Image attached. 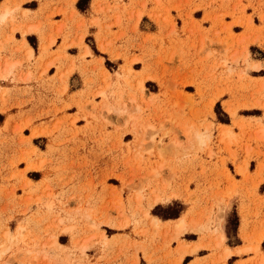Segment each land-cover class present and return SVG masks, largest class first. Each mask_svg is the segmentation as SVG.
I'll return each instance as SVG.
<instances>
[{"label":"rangeland","instance_id":"obj_1","mask_svg":"<svg viewBox=\"0 0 264 264\" xmlns=\"http://www.w3.org/2000/svg\"><path fill=\"white\" fill-rule=\"evenodd\" d=\"M73 1L35 23L18 20L29 13L19 5L0 10L1 31L11 25L24 36L39 32L42 41L37 59L26 39V59H10L3 53L11 40L19 41L0 34V78L25 83L14 93L0 87V264H139L140 251L152 260L147 249L166 237L164 231L172 232L169 241H178L176 252L212 248L211 264H218L231 254L226 237L238 241L239 213L232 203L237 198L247 243L238 251L254 252L239 264H264V196L258 193L264 182V116L246 117L261 114L249 108L264 110V77L247 73L262 67L250 54L264 60V50H249L248 43L264 44V25L247 35L224 20L217 26L213 17V26L205 27L193 11L210 7L207 0H95L85 11L77 4L73 9ZM242 1L235 3L241 6L237 22L249 30L254 16ZM255 10L256 22L264 24V13ZM55 13L64 21L51 20ZM144 13L142 28L155 32L140 30ZM94 25L96 36L93 28L88 32ZM56 35L64 42L53 52ZM30 37L37 49V37ZM71 45L78 55L66 53ZM89 46L104 69L98 60H87ZM46 59L47 67L56 64L58 70L47 80L44 70L38 73ZM74 70L79 73L72 87L83 89L69 94ZM254 73L264 75V66ZM34 78L55 95L47 110L54 111L52 118L40 128L33 126L34 116L47 111L26 110L48 99L35 98L28 86ZM66 109L73 113L58 116ZM30 128L32 135L47 134L49 142L33 144L24 135ZM252 158L257 166L250 165ZM187 232L200 240L185 243L181 236Z\"/></svg>","mask_w":264,"mask_h":264},{"label":"crops","instance_id":"obj_2","mask_svg":"<svg viewBox=\"0 0 264 264\" xmlns=\"http://www.w3.org/2000/svg\"><path fill=\"white\" fill-rule=\"evenodd\" d=\"M95 0H90V9H93V3ZM207 1H211V6L210 7H201V8H197L194 9L193 11V18L199 22H201L205 27H211L214 24V19L213 17H216V23L217 26H222L223 25V20L225 21V23H232V28L233 31L235 33H245L247 32V35L249 33H251L250 31H255L254 27H259L261 25H264L262 22L258 23L256 22L255 17L258 16L257 11L255 10V7L258 8V10H261L264 13V0H253V5H249L248 4V0H243V4L247 5V8L245 10V12L247 14H253V24L250 27L251 29L247 30L246 27H244L242 24L238 23L237 20H239L240 18H242V16L240 15V10H241V6H237L235 7V3L238 0H232L229 3H222V0H207ZM78 0H75L72 2V8L73 9H77L76 4H77ZM112 0H111V4H112ZM68 3V0H0V10H2V7L6 4V5H10V6H17L19 5V7L22 10H29V13H27L26 16L23 15V12L21 13V15L18 16V20L20 19L21 21H23V23H35L39 20H47V15L49 14V12H51L53 9L58 10V9H63L66 7ZM126 4H128L127 1H125ZM104 4V3H103ZM107 7H104V9H106ZM78 10V9H77ZM174 15H177L176 11L173 12ZM148 17V14L144 13L141 17V21H140V30L144 33H150V32H155L152 31L150 29H143L142 28V22L144 21V18ZM51 20L57 21V22H62L64 21V15L62 13H55L53 15V17L51 18ZM243 20V19H241ZM215 23V24H216ZM1 25H0V34H3L4 36L6 35H10L13 34L14 38L19 41L17 43L13 42L12 40L8 43L6 51H4L3 55L5 57H8L10 59H26V46L23 45V40L26 39V41L28 42V44L33 48V53L34 56L32 59H37L42 52L41 49V45H42V41L40 38V33H28L27 35H23L22 32L20 30H16L14 32L11 31V25H9L7 28H5V30L1 31ZM239 27V28H238ZM92 28L94 29L92 32L93 34L96 36L97 32H98V27L97 26H91L88 28V32H90L92 30ZM145 28V27H144ZM238 28V29H236ZM28 36H35L38 39V47L37 49L31 44V42L28 39ZM252 37V35H250ZM51 36H48L47 39H49ZM1 39V37H0ZM64 36L63 35H56L55 36V41L50 45L51 47V51L55 52L58 51L60 48H62V44L64 42ZM85 45H87L84 42V48ZM252 45H256L259 46L260 48H262L264 50V44L262 45L259 41H253L252 39L249 41L248 43V48L250 50V47ZM21 49V51L18 52H12L14 50V48H18ZM77 47V46H69L66 49V53L68 55H78L80 53V50H78L76 53H71L69 50ZM90 47V46H89ZM91 49V53L87 55V60L91 61L93 59L98 60L103 69L105 68L104 66V62L103 59L100 55H94L93 54V50ZM134 54L139 55V52H134ZM251 59L254 61H259L262 64V67L260 69L263 68L264 66V60L260 59V58H254L252 57V55L250 54ZM53 56L50 57V59H52ZM49 59V58H48ZM45 60L44 65L42 64L41 69L38 70V73L42 70H44L45 74L44 77L45 79H49L53 76H55V74L58 72L57 70V65L56 64H52L49 67L46 66V62L47 60ZM7 62V61H6ZM140 61H137L134 63L133 66H135L136 63H138ZM24 72L22 74V76L24 77L26 75V73H28V70H26V67H24ZM46 69V70H45ZM260 69H249L247 70L248 75L251 78L254 79H259L264 77V75H257L254 72L260 71ZM64 70H66V67L64 68ZM138 70H142V67ZM33 72H36V70H32ZM38 73H36V75H38ZM79 73V71L74 70L71 72V74L68 76L69 81H68V85L66 90L69 91V94L75 93L81 89H83L82 87H78L76 86V88H73L72 86V79L74 76H76ZM111 73V72H110ZM113 74V73H111ZM147 81V79L145 80V82ZM59 84V83H56ZM32 88V93L35 96V98H38L40 95H42L43 97L45 96L46 98H48L46 100L45 104H37L36 106H34L33 104H28L27 105V109L26 110H30V114L32 115H36V113H40L41 111H47L48 109H52V105H50V100H52L53 98H55L54 93L48 92L47 90H45L42 82H37L36 78H34L32 81H30L29 85ZM0 87L3 89H12V93H14L15 89H17V87H25V83H21V82H17L15 80L12 79V77H8V78H0ZM62 98L67 101L68 97L64 94L62 96ZM225 100V99H224ZM58 106H62L63 104H59L58 101ZM0 107H1V101H0ZM17 106H13L12 108H16ZM249 109H259L261 110V114L260 115H246V117H263L264 116V110L262 108H258V107H252ZM62 113H59L58 116H61L63 114V112L65 113H73V112H68V110L66 109L65 111H61ZM8 113H12V111H7ZM54 111H47V113H44L42 116L40 115L39 117L34 116V121H33V126L40 128L42 126L43 123L48 122L53 115ZM63 116V115H62ZM220 124H225V125H231V123L227 124V123H220ZM25 129V128H24ZM33 133V129L30 128V131L28 134H25L26 136H31V140L32 143H34V139H43V138H47L48 142L50 140V137L47 134H39V135H32ZM253 146L254 143L252 144ZM243 156V155H242ZM243 158V157H241ZM252 161L254 162L255 166H257V161L255 158L250 159V165L252 164ZM32 170H36V169H32ZM30 171V170H29ZM260 186L264 187V182H261L258 188V193L260 196H264V190L260 191ZM233 204H236V208L238 210V215H239V225H238V230H237V242H233V243H229L226 242L225 239V246L228 247V249L231 251V254L229 255V257L225 260V261H220V263L218 264H239L243 261H246L248 258L252 257L254 255V252H248V253H238L237 250L238 249H242L246 246V242L244 241V239L241 237V225H242V214H241V200L240 198H237L236 200H234L232 202ZM231 203V204H232ZM187 211V209H186ZM185 212V211H184ZM164 221H168V220H173L175 218H161ZM261 227L260 224H258V229ZM224 229V228H223ZM186 234H193L194 237L192 238H188L185 237ZM186 234H183L181 236V239L184 240L185 243H195L197 241L200 240V235L198 233H193V232H187ZM163 235H166L165 238H160L158 240V242L154 245V248H150L147 249V253L149 255H151L152 260H148L146 257V254L144 253V251H140L139 252V264H174V262L176 261V259H178L179 264H211L212 260L214 259L213 255V251L214 249L212 248H200L199 250H197L196 252H189L186 251L184 253H179L176 252V249L179 247L178 241L174 240V241H169L170 237L172 236V232L169 231L168 233H166L164 231ZM226 235V234H225ZM145 239V237H144ZM138 240H143V237H141V239ZM262 242L260 244V251L264 253V251H262ZM222 248L219 249V255L222 252ZM189 257V259L186 261V258ZM217 259V258H216ZM214 261V260H213ZM213 264H215L213 262Z\"/></svg>","mask_w":264,"mask_h":264},{"label":"trees","instance_id":"obj_3","mask_svg":"<svg viewBox=\"0 0 264 264\" xmlns=\"http://www.w3.org/2000/svg\"><path fill=\"white\" fill-rule=\"evenodd\" d=\"M90 0H79L78 3H77V7L81 10V11H85L88 7V3H89ZM28 38H31L30 36ZM89 39V37H88ZM33 44V43H32ZM33 46L36 48V45L33 44ZM107 64L109 65V61H107ZM217 108L219 109L220 108V102H218L217 104ZM221 113L219 110H218V114ZM0 119H1V115H0ZM225 122H229V120H225ZM179 215L175 216V217H178ZM189 259V257L186 258V261Z\"/></svg>","mask_w":264,"mask_h":264},{"label":"bare ground","instance_id":"obj_4","mask_svg":"<svg viewBox=\"0 0 264 264\" xmlns=\"http://www.w3.org/2000/svg\"><path fill=\"white\" fill-rule=\"evenodd\" d=\"M6 16H7V14L5 13V14L1 15V18H2V19H5ZM9 68H11V66H10ZM199 136H200V135H199ZM200 137H201V136H200ZM177 223H178V226H179V227H182V226H183V219H181L180 221H177ZM237 251H238V250H237ZM239 252H241V250H239L238 253H239ZM228 253H229V252H228Z\"/></svg>","mask_w":264,"mask_h":264}]
</instances>
